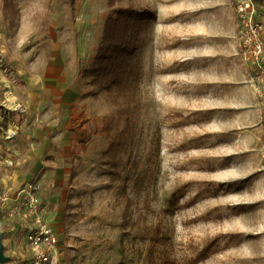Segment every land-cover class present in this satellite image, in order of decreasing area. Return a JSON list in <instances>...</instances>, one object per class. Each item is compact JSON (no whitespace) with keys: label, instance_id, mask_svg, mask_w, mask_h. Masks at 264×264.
<instances>
[{"label":"rangeland","instance_id":"374dc122","mask_svg":"<svg viewBox=\"0 0 264 264\" xmlns=\"http://www.w3.org/2000/svg\"><path fill=\"white\" fill-rule=\"evenodd\" d=\"M243 2L264 43V0H18L13 27L0 11L5 264H190L210 242L196 264H264V107H231L253 74ZM127 7L145 14L130 66L99 85L104 22Z\"/></svg>","mask_w":264,"mask_h":264},{"label":"trees","instance_id":"16d2710c","mask_svg":"<svg viewBox=\"0 0 264 264\" xmlns=\"http://www.w3.org/2000/svg\"><path fill=\"white\" fill-rule=\"evenodd\" d=\"M64 1L68 2L70 6L74 3V0ZM0 11L3 19L8 22L10 27H13L19 14L18 0H0ZM143 16H145L144 12H138L127 7L119 8L116 10L115 17L109 16L105 20L102 37L93 58L94 83L120 85V79L127 73L130 66L129 59L132 55L131 30ZM73 175L72 170L69 176L72 177ZM217 248L214 242H210L189 263L196 264L206 260L216 252Z\"/></svg>","mask_w":264,"mask_h":264},{"label":"built area","instance_id":"2783aa9c","mask_svg":"<svg viewBox=\"0 0 264 264\" xmlns=\"http://www.w3.org/2000/svg\"><path fill=\"white\" fill-rule=\"evenodd\" d=\"M237 13L243 23V32L240 44L241 49L246 62L252 68V82L255 84L257 94L264 107V43L260 38L261 28L256 25L251 18L253 7L250 3H241L237 8ZM37 229H39L40 234L45 238L47 243L54 241V238L49 231L47 232V230L38 227ZM29 239H33L32 235L29 236ZM45 256L46 254L43 250H37V260L41 261L45 258Z\"/></svg>","mask_w":264,"mask_h":264},{"label":"crops","instance_id":"0c3cea01","mask_svg":"<svg viewBox=\"0 0 264 264\" xmlns=\"http://www.w3.org/2000/svg\"><path fill=\"white\" fill-rule=\"evenodd\" d=\"M249 84L251 87H247L246 90L244 91L243 95L242 96H239V97H233V101H232V104H231V107H234V106H237L238 104L242 105L243 107L246 106H254L256 105L257 106V90L255 88V86L253 85L252 83V77L251 79L249 80ZM248 85V86H249ZM253 90V91H252ZM253 113L251 115H248L247 118H246V121L248 118L250 117H253ZM245 119V118H243ZM242 121H245V120H242ZM249 122V121H248Z\"/></svg>","mask_w":264,"mask_h":264},{"label":"water","instance_id":"95a60500","mask_svg":"<svg viewBox=\"0 0 264 264\" xmlns=\"http://www.w3.org/2000/svg\"><path fill=\"white\" fill-rule=\"evenodd\" d=\"M8 262V257L4 255V246L2 244V235L0 234V264Z\"/></svg>","mask_w":264,"mask_h":264}]
</instances>
